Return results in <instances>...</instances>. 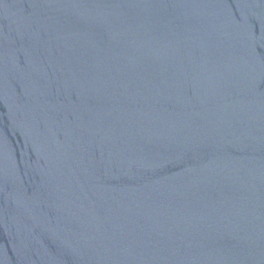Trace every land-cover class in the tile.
<instances>
[{
    "label": "water",
    "instance_id": "95a60500",
    "mask_svg": "<svg viewBox=\"0 0 264 264\" xmlns=\"http://www.w3.org/2000/svg\"><path fill=\"white\" fill-rule=\"evenodd\" d=\"M0 264H264V0H0Z\"/></svg>",
    "mask_w": 264,
    "mask_h": 264
}]
</instances>
